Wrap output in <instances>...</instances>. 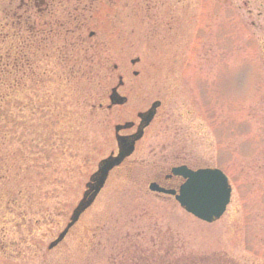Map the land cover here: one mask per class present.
I'll return each mask as SVG.
<instances>
[{
    "label": "rangeland",
    "instance_id": "374dc122",
    "mask_svg": "<svg viewBox=\"0 0 264 264\" xmlns=\"http://www.w3.org/2000/svg\"><path fill=\"white\" fill-rule=\"evenodd\" d=\"M6 59L0 264H264V0H0ZM119 77L127 102L108 110ZM154 101L133 154L48 251L116 153L113 127ZM181 164L227 177L218 220L147 190Z\"/></svg>",
    "mask_w": 264,
    "mask_h": 264
},
{
    "label": "water",
    "instance_id": "95a60500",
    "mask_svg": "<svg viewBox=\"0 0 264 264\" xmlns=\"http://www.w3.org/2000/svg\"><path fill=\"white\" fill-rule=\"evenodd\" d=\"M136 61L131 60L130 63L134 64ZM119 84H121L120 79ZM108 100L109 107L123 105L126 101L124 97H120L116 93L115 88L111 89ZM158 106L159 102H153L147 111L137 114L139 124L136 127V132L132 135H118L119 131L130 129L133 126L131 122L114 126L116 154H110L97 164L96 171L89 177L85 185V191L80 201L72 210L68 223L56 239L48 245V250L55 247L64 238L67 231L77 222L80 215L91 206L102 189L108 173L118 167L124 159L133 153L135 142L142 137L143 129L151 122ZM170 172L173 176L181 177L184 180L177 194L172 190L159 188L154 183L149 184L148 190L173 196L183 211L202 222L212 223L221 217L229 203L231 192L227 179L221 171L217 169L191 171L186 167H177L172 168Z\"/></svg>",
    "mask_w": 264,
    "mask_h": 264
},
{
    "label": "flooded vegetation",
    "instance_id": "af4514ba",
    "mask_svg": "<svg viewBox=\"0 0 264 264\" xmlns=\"http://www.w3.org/2000/svg\"><path fill=\"white\" fill-rule=\"evenodd\" d=\"M29 1V0H27ZM93 36V34H89V37ZM114 67V66H113ZM136 73H133V76H135ZM122 87V84L118 85L116 84L115 87L113 88H116V92L118 89H120ZM112 89V88H111ZM160 106V105H159ZM113 107H121V106H113ZM155 117V116H154ZM137 123H138V120H137ZM134 124V123H133ZM127 131H131L127 134H124V132H127ZM127 131H120L118 134L120 136H129L131 134H133L135 132V127L133 125L132 128H130L129 130ZM141 140V139H140ZM139 140V141H140ZM138 141V142H139ZM137 143V142H136ZM136 145V144H135ZM178 166H185L189 169H191L190 167H188L187 165L185 164H181V165H178ZM177 167V166H175ZM172 167H170L169 169L168 168H163L164 170L163 171H159V173L157 175H155L154 177H152L153 179L149 182V183H154L156 184L159 188H163V189H167V190H174V191H177L179 185L183 182L179 177H175L171 174L170 172V169ZM148 183V184H149ZM156 196H163V195H159V194H154ZM168 197V196H166Z\"/></svg>",
    "mask_w": 264,
    "mask_h": 264
},
{
    "label": "trees",
    "instance_id": "16d2710c",
    "mask_svg": "<svg viewBox=\"0 0 264 264\" xmlns=\"http://www.w3.org/2000/svg\"><path fill=\"white\" fill-rule=\"evenodd\" d=\"M81 37H80V40H79V42L81 41ZM79 42H77L76 41V43H75V45L74 46H71V43L70 42H68L67 43V45H65V52L67 53V52H70V51H72V50H74L76 47H77V45H78V43ZM88 50V48H86V49H84V51H87ZM9 55H6V57L5 58H10V57H8ZM7 59L5 60V62L3 63V64H1L0 65V74L2 75V74H7L8 72H17V70L18 69H16V71H15V68H17V66H16V64H12L11 66H9L8 64H6V62H7ZM16 60V58H14V61ZM112 68H113V64H112ZM14 75V74H13ZM105 75L108 77V72H106L105 73ZM0 87H1V78H0ZM1 97H0V104H1ZM1 121V120H0ZM1 140H4V138L3 137H1V130H0V141ZM1 159H0V171H1ZM1 177V176H0Z\"/></svg>",
    "mask_w": 264,
    "mask_h": 264
}]
</instances>
